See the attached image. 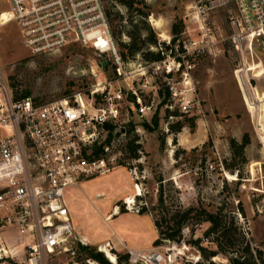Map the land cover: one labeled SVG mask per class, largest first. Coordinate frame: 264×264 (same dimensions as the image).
Returning <instances> with one entry per match:
<instances>
[{
	"label": "rangeland",
	"instance_id": "1",
	"mask_svg": "<svg viewBox=\"0 0 264 264\" xmlns=\"http://www.w3.org/2000/svg\"><path fill=\"white\" fill-rule=\"evenodd\" d=\"M105 1L111 32L121 52L126 53L123 45L131 41L129 32L136 28L142 38L151 31L157 40L161 33L175 39L171 25L181 21L183 37L199 35L190 0H137L132 8L118 0ZM135 7L147 14L138 13ZM8 8L7 0H0V12ZM210 19L216 29L219 27L216 31L219 42L194 59L191 73L203 114L189 116L166 111L161 100L167 92L161 77H152V114L140 116L129 111L127 97L121 118L125 128L133 131L130 139L134 135L140 140L139 158L129 157L125 149L127 138L119 140L110 153L115 169L102 176L82 179L77 186L65 189L64 200L76 237H85L87 243L74 240L71 250L50 257L48 264H98L81 246L101 251L111 262L102 251L107 245L101 248L99 245L109 243L110 250L107 249L114 257L115 253L126 254L110 242L116 234L126 240L123 228L139 243L155 237L156 211L152 208L157 204L160 190L172 207L200 204L211 212L220 209L224 220L232 221L239 229L237 232H241L232 233L234 249L241 250L248 243L251 249L264 252V49L256 50L254 63L249 61L251 85L240 76L239 88L233 73L239 56L226 38L225 12L212 13ZM137 56L128 60L141 62L143 59ZM100 61L101 57L92 49L80 45L31 56L15 22L0 26V69L8 85L14 86L19 95L28 92L32 98L46 102L85 91L112 79L110 69H103ZM145 89L143 95L148 101L151 96L147 94L148 88ZM169 114L174 117L167 123ZM178 125L181 127L176 132L173 129ZM4 135L6 131L0 127V137ZM230 139L238 143L246 139L242 153L231 149ZM132 166L136 167L137 176L129 173ZM135 183L141 188L140 195ZM128 198H133L130 210L126 204ZM142 206L147 212L140 214ZM114 208L118 210L116 213L123 209L134 215L121 214L106 221ZM207 227L205 222L186 226L179 242L164 241L158 246L152 242L147 251L160 253L165 258L162 264H208L193 243L201 237V246L216 249L211 237L203 235ZM157 236L156 231L155 239ZM25 243L15 229L0 228V249L14 246L16 255H22ZM211 260L218 263L226 258L218 253ZM2 262L15 264V257L4 258Z\"/></svg>",
	"mask_w": 264,
	"mask_h": 264
},
{
	"label": "built area",
	"instance_id": "2",
	"mask_svg": "<svg viewBox=\"0 0 264 264\" xmlns=\"http://www.w3.org/2000/svg\"><path fill=\"white\" fill-rule=\"evenodd\" d=\"M7 2L9 8L0 12V26L15 22L31 56L80 45L103 57L112 74V79L85 91L41 102L31 96L14 99L0 69V127L6 131L0 137V228L15 229L26 241L22 255H16L14 246L3 250L0 264L14 257L15 264H48L50 257L71 250L74 240L82 242L76 237L64 191L116 167L110 153L117 141L126 139L128 130L121 117L127 97L129 111L152 114V77H161L166 111L202 115L191 73L194 59L219 42V27L210 19L218 11L225 12L226 38L239 56L233 72L237 84L240 88L241 76L249 85V61L254 63L256 50L264 49V0H190L199 35L183 37V31L173 39L161 33L149 47L161 58L138 63L125 60L119 51L103 0ZM145 88L151 96L148 101ZM173 117L169 114L167 123ZM97 147L102 151L96 155ZM129 169L137 176L136 167ZM126 252L128 264L165 262L157 251Z\"/></svg>",
	"mask_w": 264,
	"mask_h": 264
},
{
	"label": "trees",
	"instance_id": "3",
	"mask_svg": "<svg viewBox=\"0 0 264 264\" xmlns=\"http://www.w3.org/2000/svg\"><path fill=\"white\" fill-rule=\"evenodd\" d=\"M103 1L106 4V1ZM118 1L125 4L128 8H132L138 3L137 0ZM135 10L142 15L147 14L141 11L139 7H135ZM106 13L109 20L107 6ZM181 29V21L171 25V31L175 34L181 32ZM129 36L131 37V41L128 44L123 45L126 48V53L120 51L125 60L133 59L137 55H140L144 61L153 62L161 58L158 52L149 49V47L153 46L157 41L155 35L151 31L149 35L142 38L141 33L136 28L134 31L129 32ZM148 44L150 45L147 47L146 45ZM10 89L14 99H18L23 96H29L28 92L19 95L14 86L10 85ZM180 127L181 126L178 125L173 130L177 132L180 130ZM132 132V129L127 131L126 138L128 140L125 144L126 148L125 145L123 147L128 150L130 158L137 159L139 158V144L136 142L138 137L133 135V139H130V134ZM245 141L238 143L235 139H230V147L232 150L237 149L242 153L247 142ZM101 151V147H97L94 150V153L97 155ZM152 209L156 211V213L153 215V224L158 234L157 238L153 241L154 246H158L164 241L179 242L182 239L181 231L184 227L205 222L208 223V227L205 229L203 235L205 238L211 237L216 249L209 250L206 247L201 246V237L196 238L193 243L198 246L201 256L205 261L208 262V264H264V252L261 249L253 250L250 248L248 243H246L241 248V250L234 249L232 233H235V231L237 232L239 229H237V226H235L232 221L224 220L220 209H216V211L211 212L203 208L200 204L189 205L187 207L175 205L172 207L165 202L161 190L158 193L157 204ZM119 212L124 211L123 209H120ZM145 212H147V210L142 206L139 210V213L143 214ZM237 233L240 234L241 232ZM81 248L87 250L89 257L95 260L98 264H128L127 253L123 255L120 253H115L116 262L113 263L108 261L101 251H95L93 248L89 249L87 246H81ZM218 253L224 255L226 258L225 262L215 263L211 260V258L216 256Z\"/></svg>",
	"mask_w": 264,
	"mask_h": 264
},
{
	"label": "crops",
	"instance_id": "4",
	"mask_svg": "<svg viewBox=\"0 0 264 264\" xmlns=\"http://www.w3.org/2000/svg\"><path fill=\"white\" fill-rule=\"evenodd\" d=\"M116 212H117V208H114L112 214L109 213V215L105 218V220L111 221V220H113V218L118 217L121 214H123V215H134L131 212H125V211H124L125 213H120V212L116 213ZM113 214H115V215H113ZM144 215L147 216L148 214H144ZM138 216H141V215L139 214ZM149 217L151 218L150 215H149ZM151 221H152V218H151ZM154 231H155L154 236L156 237V229ZM123 233H126V235H127L126 240L124 238L118 236L117 234H116L117 237H115V238L110 236V238L112 237L110 242H112L114 248H118V250L126 251V249H136V250L147 251L151 248L152 242L155 239V237H153V238L146 239L145 243H139L137 238L134 237L132 234H130L131 232H129V230H127L126 228H123ZM131 237L133 240L132 239L130 240ZM106 245H107V243L100 244L99 247L100 248H101V246L105 247Z\"/></svg>",
	"mask_w": 264,
	"mask_h": 264
},
{
	"label": "bare ground",
	"instance_id": "5",
	"mask_svg": "<svg viewBox=\"0 0 264 264\" xmlns=\"http://www.w3.org/2000/svg\"><path fill=\"white\" fill-rule=\"evenodd\" d=\"M5 13H3L2 14V17H5ZM115 169V168H114ZM113 170V169H112ZM111 171V170H110ZM110 171H108V172H110ZM107 172V173H108ZM107 173H105V174H107ZM105 174H102V175H105ZM101 175V176H102ZM136 185V187H137V192H138V194L137 195H140L141 194V188L137 185V184H135ZM126 203H128L129 204V206H128V209L130 208V206H131V204L133 203V198H128L127 200H126ZM116 211V210H115ZM118 211V210H117ZM81 240H82V242L83 243H87V241H86V238L85 237H81ZM109 247V245L107 244V247L106 248H103L102 249V251L104 252V253H106V255H107V257H109V259L111 260V262H115L116 261V259H115V257H114V255H112L109 251H108V248ZM3 250H5V251H7L5 248H2V249H0V251H3ZM109 250H110V248H109ZM160 256L161 257H163L161 254H160ZM154 257H152V261H154Z\"/></svg>",
	"mask_w": 264,
	"mask_h": 264
},
{
	"label": "water",
	"instance_id": "6",
	"mask_svg": "<svg viewBox=\"0 0 264 264\" xmlns=\"http://www.w3.org/2000/svg\"><path fill=\"white\" fill-rule=\"evenodd\" d=\"M100 64L102 65V68L104 69L105 68V65H106V60L103 59V57H102V59L100 61Z\"/></svg>",
	"mask_w": 264,
	"mask_h": 264
}]
</instances>
